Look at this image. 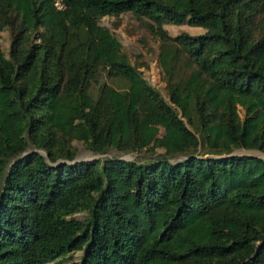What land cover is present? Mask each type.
<instances>
[{"label":"trees","instance_id":"trees-1","mask_svg":"<svg viewBox=\"0 0 264 264\" xmlns=\"http://www.w3.org/2000/svg\"><path fill=\"white\" fill-rule=\"evenodd\" d=\"M56 1L0 0V264H264V159L232 154L264 153V0ZM127 12L167 100L99 24Z\"/></svg>","mask_w":264,"mask_h":264},{"label":"rangeland","instance_id":"rangeland-1","mask_svg":"<svg viewBox=\"0 0 264 264\" xmlns=\"http://www.w3.org/2000/svg\"><path fill=\"white\" fill-rule=\"evenodd\" d=\"M101 26L106 27L120 42L121 51L126 55L131 65L135 66L142 76L154 86L159 93L167 100L166 82L163 78V73L159 64V48L160 40L151 33L150 24L151 20L138 19L132 13H123L119 16H104L99 20ZM164 28L171 36H176L181 32H186L190 35H197L203 32L202 28L192 27L187 24L173 25L165 24ZM10 43V33L8 28L3 29L0 32V44L2 50L7 53ZM115 86L122 87V84L118 80H112L109 78H102V81ZM240 116L242 117L243 111L239 108ZM72 145L76 149V156L71 162L81 160H93L111 156H117L126 160H134L138 157H148V154L142 152H118L115 149H110L107 153L98 154L87 149L82 141L73 140ZM162 148L157 149V153H163ZM44 154V152H43ZM232 154L236 155H249L257 156L264 159V153L254 149H235ZM184 156L177 155L173 160L183 159ZM144 160V159H143ZM60 161H64L63 159ZM67 161V160H65ZM76 219H82L83 213H76L73 215ZM81 251L69 254L63 264H72L78 261L81 257ZM52 264V263H45Z\"/></svg>","mask_w":264,"mask_h":264},{"label":"built area","instance_id":"built-area-1","mask_svg":"<svg viewBox=\"0 0 264 264\" xmlns=\"http://www.w3.org/2000/svg\"><path fill=\"white\" fill-rule=\"evenodd\" d=\"M56 5H57V7L60 6L59 0L56 1Z\"/></svg>","mask_w":264,"mask_h":264}]
</instances>
